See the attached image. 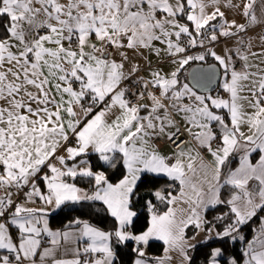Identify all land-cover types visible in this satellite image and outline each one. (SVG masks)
<instances>
[{"label": "snow or ice", "instance_id": "snow-or-ice-1", "mask_svg": "<svg viewBox=\"0 0 264 264\" xmlns=\"http://www.w3.org/2000/svg\"><path fill=\"white\" fill-rule=\"evenodd\" d=\"M219 4L220 0H0V18L7 17L0 24L4 32L0 264H114V238L116 244L161 240L190 262L187 249L194 245L188 244L185 230L190 225L204 229L209 222L203 213L225 203L221 187L230 185L238 191L226 201L235 219L216 233L218 237L239 232L258 210H264V154L255 165L249 159L258 150L264 153V69L250 64L249 55L239 50L235 55L244 62L242 70L235 68L228 53L221 56L208 49L186 54L190 48L203 47L205 40L217 41V31L224 37L246 31L244 24L224 19ZM256 4L257 0H246L243 5L249 25L264 23L257 18ZM260 11L264 13V0ZM218 17L223 22L212 24ZM156 41L164 48L155 47ZM140 49L157 56L165 52L176 70L169 74L152 70L148 79L137 75L139 65L126 70L125 64L131 63L126 50ZM114 52L119 60L113 58ZM206 55L224 69L227 99L198 94L179 78L181 69L192 61H205ZM258 55L264 51L251 53ZM253 67L258 70L251 71ZM129 80L139 85L137 91L125 84ZM193 80L199 87L200 78L194 74ZM145 98L150 103H141ZM213 109L227 110L229 120ZM177 118L184 122L183 131ZM245 126L247 132L242 130ZM185 133L195 145L180 139ZM157 139L175 146L171 155L159 151ZM61 149L66 155L57 154ZM199 149L210 153L212 161H206ZM235 152H243L240 166L222 184V168ZM90 154L102 162L100 168L115 167L119 161L125 175L110 182L105 171H94L84 159ZM69 161L77 163L69 166ZM145 173L163 174L178 182L179 190L177 195L164 190L152 193L169 207L158 213L148 201L150 227L133 235L129 230L137 215L133 200ZM66 177L87 178L95 190L89 195ZM251 180L258 182L255 192L249 188ZM37 200L45 207L32 206ZM81 201L102 202L118 222L117 229L106 232L82 221L73 222L82 225L75 231L50 228L46 206L60 209ZM139 255H144L142 250ZM244 255L245 264H264V239L250 242ZM211 256L212 264H220L223 250L216 248ZM135 264L145 262L138 259Z\"/></svg>", "mask_w": 264, "mask_h": 264}, {"label": "crops", "instance_id": "crops-1", "mask_svg": "<svg viewBox=\"0 0 264 264\" xmlns=\"http://www.w3.org/2000/svg\"><path fill=\"white\" fill-rule=\"evenodd\" d=\"M245 2H246V0H220L219 7H220V10L222 12H224V19H226L229 22L234 20L237 24H244L246 26V31L237 32L236 29H232V31L233 32H237V34L234 35V36H230V37L221 36V35H219V32L217 31L218 40L215 41L213 46L211 48H209V49H211L212 51H215L218 55H221V56H224L225 53H228L229 55H231L232 56V63L234 64V66H236V64H238V67H235L237 70H242L243 67H244V62L240 59L239 56L235 55L237 50H239L241 54H248L249 55V63L250 64L259 65L261 69H264V55H258L256 57L251 56L252 52H255V53L259 54L262 51H264V39H262V37H264V23H258L256 25H249V17H246V16L243 15V5H244ZM229 3H231L232 5H239L240 7H229L228 6ZM213 7L214 6L210 5L207 10L209 12H211L213 10ZM254 8H255V13L257 15V18L259 20L264 21V13H262L260 11V0H257V4L254 6ZM181 22L183 23L185 21L182 20ZM222 22L223 21L221 20V18L218 17L217 20L212 21L211 23L219 25ZM189 27L191 28V25H189ZM153 43H154V46L157 47V48H161V49L164 48V45L160 44V42H158V41L153 42ZM248 45H250V48H249ZM126 51L128 53V56L130 58L131 63L130 64L126 63L125 64V69L127 70L132 65H139L140 69L143 72V74H144L146 79L150 78V73H151L152 70L162 71L165 74H169L170 72L175 71L176 68H177V65H175V64H173L171 62L173 58L169 57L163 51L161 52V54L159 56H157L150 49H140V50H138V52H142L143 53L142 56L139 55L137 51H133V50H126ZM186 54L187 55H198V54H200V52H190V51H188ZM145 57H146V59H145ZM113 58L117 59V60L120 59V57H119L117 52H114ZM205 59H206L205 61H192V62H190L189 65H186L183 69H181L180 70V76H179L180 80L183 83H188L190 86H193L192 83L190 82V78H189V73L192 70V68L195 67L196 65L203 64V63L214 64V65L217 66L218 70L221 73V79H220V82H219L217 88L212 90V91H201V90H199V89H197V88H195L193 86L194 90H196L198 92V94H207V95H211L213 97H221V98L227 99L229 97V94L223 88V84L225 82V76H224L223 67L220 66L218 61H216L210 55L207 58H205ZM257 70L258 69L255 68V67H253L251 69V71H257ZM244 94L247 95L248 93L245 92ZM141 103H150V102L148 101L147 98H145L143 101H141ZM245 108H246V110L250 111V109H247V104H245ZM213 110L217 111L218 114L223 115L226 122L229 120V117L227 115V110H225V109H219V110L213 109ZM142 114H144V113H142ZM177 121H178V124H180L181 128H183V123L184 122L180 118H177ZM215 127H216V125H214V128ZM242 130L247 132V127L245 126ZM157 141H158V143H156V145L158 146V149H159V151L162 154H165V155H171L172 154L174 149L169 144V141H167L166 139H157ZM189 142L191 144H193V145H195V143H196L195 141H193L191 139L189 140ZM216 143H219V140H217ZM216 143L213 144V147H216ZM199 150H200L202 156L204 157V159L206 161H208V162L212 161V157H211L210 153H208L204 149H199ZM57 154L58 155H66L62 149ZM262 154H264V153L259 152V150L257 152H253L250 155V157H249L251 163L254 164V165L257 164L259 162L260 156ZM242 155H243V152H235L226 161L225 165L222 168V174H221V183L222 184H223V181L227 178V176L232 171H234L235 169H237L240 166V159H241ZM233 158H237V162L232 163L231 160ZM79 159L80 158H77V161ZM84 159L88 160L90 165L92 166L91 161H90L88 156L84 157ZM77 161H69L68 162L69 166H72L74 163H77ZM57 166L59 167L58 164H57ZM93 170H94V168H93ZM44 171L47 172L48 169L45 168ZM94 171H97V170H94ZM125 173H126V170H125ZM150 174H152V173H150ZM154 175H157V174H154ZM158 176H164V175L163 174H159ZM80 178L81 177H76L75 179H72L70 177H66L65 179L67 180V182L76 184L77 187L81 188L83 191H85L89 195H91L95 189L94 188L91 189V187L89 185L85 186V185L80 184L77 181V179H80ZM117 182H112V183H117ZM228 186H230V185H228ZM40 187H41L42 191H44V192L47 191V189H46V187H45V185L43 183H40ZM249 188L253 192H255L257 190V188H258V182L256 180H251L249 182ZM221 189H222V187H221ZM221 189H220V199H221ZM236 191H238V190L234 189V191L229 196L228 200L231 199L232 195ZM0 194H2V193H0ZM177 194H178V192L176 194H173V195H177ZM97 202H100V201H97ZM100 203H102V202H100ZM239 205H240L241 208H243L244 207V202L240 201ZM32 206L45 207V205H43V203L41 201H39V200H37L36 204L32 205ZM46 207L48 209V220H49L50 219V215L55 213V212H57L59 209H56L54 205H48ZM181 207H187V206L186 205H182ZM259 211L260 210H258L257 213ZM205 213L206 212L203 213L204 219H205ZM134 219H135V217L133 218V220ZM150 223H151V219H150ZM150 223H149V227H150ZM49 226H50V223H49ZM81 226L82 225H80L78 227H74V228L64 229V230L56 229V228H53L51 226H50V228L53 229V230H60V231H66V230L75 231L76 229H78ZM97 228H99V227H97ZM208 228L209 227H207V225L205 224L203 230H200V229L196 228V231L194 232V234H192L190 236L187 235V229L185 230V239L187 240L188 244L194 245V247H190V248L187 249V253H188V255L190 257L192 255L193 250L197 246H199L200 244L206 243L208 241H211V240H214V239H217V238H221V237H218L216 235V233L217 232H223V231H219V230H217V228L212 227L213 231L209 232L207 230ZM99 229H101V228H99ZM147 229L145 231H147ZM101 230L109 232V231L104 230V229H101ZM129 230L131 231V225L129 226ZM240 230H241V228H240ZM262 230H264V219H263L261 225H259L256 228V232H255L254 236L250 240H248V241H246L244 243L245 252L247 251L248 244L250 242H253L254 240H256L257 237H260V239H264V234H262ZM131 233H132V231H131ZM142 233H140V234H142ZM140 234H137V235H140ZM133 235H135V234H133ZM241 235H242L241 237H243V231L242 230H241ZM241 237L236 238V239L243 240V239H241ZM132 241H134V240H132ZM150 241H161V240L151 239ZM125 242H127V241H125ZM134 242L138 246L141 247V250L144 253V255L142 257L139 256V257H137L136 260L141 259V260H143L145 262V264H189L188 261L184 260L183 255L179 251L174 250V249H168V246L165 245V244H164L165 245V249H164L163 253L159 256V258H157L156 260H150L148 258L147 245L138 244L136 241H134ZM161 242H163V241H161ZM83 243L84 242H81V244H83ZM255 247L257 248V250H260L259 243H257L255 245ZM246 259H247V257L245 256L241 264H245V260ZM136 260H135V262H136ZM114 264H115V261H114ZM220 264H222L221 261H220Z\"/></svg>", "mask_w": 264, "mask_h": 264}, {"label": "trees", "instance_id": "trees-1", "mask_svg": "<svg viewBox=\"0 0 264 264\" xmlns=\"http://www.w3.org/2000/svg\"><path fill=\"white\" fill-rule=\"evenodd\" d=\"M7 17L0 18V24L6 23ZM3 28L0 27V36H3ZM89 159L92 167L97 171H105L109 181L117 182L125 175V169L117 161L115 167L104 165L103 168L97 167L102 162L99 161L95 154H90ZM232 163L237 162V158L231 160ZM77 181L82 185H89L91 189L94 188L92 181L87 178H80ZM158 190H164L166 193L171 192L176 194L179 190V185L175 181H171L165 176H158L150 173H145L137 183L133 204V210L137 215L131 224V231L137 235L144 232L148 227L151 219L152 212L149 210L148 201H152L155 206L153 211L163 213L167 211L169 205L165 202L157 200L152 193ZM234 189L228 185H224L221 189V200L225 201L223 204H218L214 208H210L205 213V220L209 223L207 227H215L219 231H224L225 228L232 224L235 217L231 213V205L228 201L229 196ZM222 217V219H218ZM264 219V210H260L249 222L241 227L243 231V240L233 239L230 237H221L197 246L191 255L189 264H211V254L216 248L223 250L224 259L220 260L222 264L225 261L230 264L231 259H235L237 264H241L245 257L244 243L250 240L256 228L261 225ZM74 221H82L90 223L96 227L114 232L118 227V222L112 217L104 204L97 201H81L79 203H67L63 205L57 212L50 215V226L56 229H69L78 227L81 224H75ZM196 231L194 226L187 228V235H192ZM165 245L161 241H150L147 244L148 258L156 260L163 253ZM114 250L116 252L115 264H135V260L139 257L141 247L134 241L115 243Z\"/></svg>", "mask_w": 264, "mask_h": 264}, {"label": "water", "instance_id": "water-1", "mask_svg": "<svg viewBox=\"0 0 264 264\" xmlns=\"http://www.w3.org/2000/svg\"><path fill=\"white\" fill-rule=\"evenodd\" d=\"M194 74L200 78L199 87H196V82L193 80ZM189 78L195 88L201 91H212L217 88L221 79V73L216 65L203 63L192 68Z\"/></svg>", "mask_w": 264, "mask_h": 264}, {"label": "built area", "instance_id": "built-area-1", "mask_svg": "<svg viewBox=\"0 0 264 264\" xmlns=\"http://www.w3.org/2000/svg\"><path fill=\"white\" fill-rule=\"evenodd\" d=\"M203 38V37H201ZM186 39V38H185ZM215 42H208L207 40H205V43H204V46L203 47H195V48H190L188 51L190 52H200V53H205L206 50H208L209 48H211L213 46ZM209 55H206L205 58H207ZM235 67H238V64H236ZM138 76H142L145 78L144 74L142 71H140L138 74ZM135 79V77L133 78V80ZM146 79V78H145ZM126 85H128L129 87H131V90L132 91H137L139 85L137 84H134L132 80H129V81H126L125 82ZM181 130L183 131V128H181ZM180 139H183V140H190L191 137L187 135V133H185L183 136L180 137ZM155 143H158V141L156 140ZM169 144L172 146L173 149H175V146L173 144H171V142H169Z\"/></svg>", "mask_w": 264, "mask_h": 264}, {"label": "rangeland", "instance_id": "rangeland-1", "mask_svg": "<svg viewBox=\"0 0 264 264\" xmlns=\"http://www.w3.org/2000/svg\"><path fill=\"white\" fill-rule=\"evenodd\" d=\"M201 54V53H200ZM206 60V59H205ZM240 228H241V226H240ZM242 235H241V230H239V232H234L233 234H232V238L233 239H236V238H239V237H241ZM232 260V259H231Z\"/></svg>", "mask_w": 264, "mask_h": 264}]
</instances>
